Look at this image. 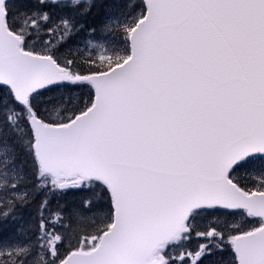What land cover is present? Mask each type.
Here are the masks:
<instances>
[{
    "label": "snow or ice",
    "instance_id": "obj_1",
    "mask_svg": "<svg viewBox=\"0 0 264 264\" xmlns=\"http://www.w3.org/2000/svg\"><path fill=\"white\" fill-rule=\"evenodd\" d=\"M112 7L0 0V264H264V0Z\"/></svg>",
    "mask_w": 264,
    "mask_h": 264
},
{
    "label": "rangeland",
    "instance_id": "obj_2",
    "mask_svg": "<svg viewBox=\"0 0 264 264\" xmlns=\"http://www.w3.org/2000/svg\"><path fill=\"white\" fill-rule=\"evenodd\" d=\"M31 2V1H30ZM106 5L113 6L111 8V18L114 21H122L127 13H129L132 10V5H142L141 0H112L108 2H103ZM117 14H115V12ZM117 10V11H116ZM122 10V12H121ZM140 9L137 8L136 11L138 12ZM119 11V12H118ZM113 15V16H112ZM97 17L92 20V24H96L99 26L101 23L104 22V15L103 13L97 12ZM99 35V33H97ZM60 37L57 36L56 39H59ZM77 40L80 39V37H76ZM82 47V45H81ZM43 196V193H41L39 196H36V198L32 201V203L28 206V209L24 213V219L27 221L28 224H35L38 223L39 220V211L37 209V205L41 201V197ZM82 199L81 194L74 193L69 191L68 193L64 195H52L50 197V202L48 205L49 209H61V216L67 215L74 207L78 206L80 203V200ZM54 200V201H52ZM51 203V204H50ZM44 216L46 218L49 217V212L47 210L44 211ZM198 241L196 239H193L191 241V244L189 247L193 250L196 249L198 245Z\"/></svg>",
    "mask_w": 264,
    "mask_h": 264
},
{
    "label": "trees",
    "instance_id": "obj_3",
    "mask_svg": "<svg viewBox=\"0 0 264 264\" xmlns=\"http://www.w3.org/2000/svg\"><path fill=\"white\" fill-rule=\"evenodd\" d=\"M31 0H25V2H30ZM108 1H112V0H102V2H108ZM98 2H101V0H98ZM96 9L92 10V14L88 17V22L91 23L92 20L96 17L95 14L97 13ZM97 15V14H96ZM3 123V114L2 112H0V124ZM7 139L8 142H10V136L7 135V129H5V135H0V143H3L4 140ZM25 175H28L30 178V172H28L27 170L25 171Z\"/></svg>",
    "mask_w": 264,
    "mask_h": 264
},
{
    "label": "bare ground",
    "instance_id": "obj_4",
    "mask_svg": "<svg viewBox=\"0 0 264 264\" xmlns=\"http://www.w3.org/2000/svg\"><path fill=\"white\" fill-rule=\"evenodd\" d=\"M96 11V10H95ZM114 11V10H113ZM117 11V10H116ZM115 12V11H114ZM119 12V11H118ZM121 12H122V10H121ZM97 14V13H96ZM96 14H95V16H96ZM101 14V13H100ZM115 14H117V12H115ZM113 16V15H112ZM97 17V16H96ZM95 17V18H96ZM52 201H54V200H52ZM51 204V203H50Z\"/></svg>",
    "mask_w": 264,
    "mask_h": 264
},
{
    "label": "water",
    "instance_id": "obj_5",
    "mask_svg": "<svg viewBox=\"0 0 264 264\" xmlns=\"http://www.w3.org/2000/svg\"><path fill=\"white\" fill-rule=\"evenodd\" d=\"M145 2V0H143Z\"/></svg>",
    "mask_w": 264,
    "mask_h": 264
}]
</instances>
